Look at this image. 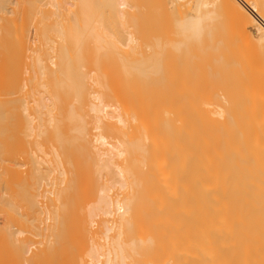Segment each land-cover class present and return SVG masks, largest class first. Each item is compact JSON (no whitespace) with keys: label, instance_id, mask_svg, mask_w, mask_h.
Masks as SVG:
<instances>
[{"label":"bare ground","instance_id":"6f19581e","mask_svg":"<svg viewBox=\"0 0 264 264\" xmlns=\"http://www.w3.org/2000/svg\"><path fill=\"white\" fill-rule=\"evenodd\" d=\"M0 129L50 264H264V0H0Z\"/></svg>","mask_w":264,"mask_h":264},{"label":"rangeland","instance_id":"374dc122","mask_svg":"<svg viewBox=\"0 0 264 264\" xmlns=\"http://www.w3.org/2000/svg\"><path fill=\"white\" fill-rule=\"evenodd\" d=\"M0 134H1L0 135V151L3 152L7 156V158L9 159L8 164H10L12 166H16V162H18L21 157L27 155V157H28L27 162H28V165L30 166L29 167V169H30L33 162H30V160H29V158H30L29 156L31 154L29 151L30 147H29L27 139L23 135L19 134V132L15 129H0ZM16 160H18V161H16ZM31 161H32V159H31ZM35 163L36 162L34 160L33 167H35V165H36ZM32 170L34 171V169H32ZM34 174H36V173H34ZM14 175H17V177ZM37 178H38V175H37ZM19 180H20V178L18 177V174H16V173L13 174L10 185L13 188H17ZM40 180H43V179H40ZM45 182L44 183L39 182L43 186H38L39 184H38V182H36V184H38V185H36L38 187V189L40 187H42L44 189L48 188L46 186L47 184H45ZM36 186H34V187H36ZM37 187L35 189L36 192L42 193L41 191L42 190L44 191V189H42V188H40V190L37 191ZM32 191H34L33 188H32ZM45 192L46 191H44L41 194L42 197L45 196V194H44ZM39 193L35 194V192H34V195L37 196V195H39ZM46 194H47V192H46ZM41 195L36 197V198L40 197L39 198L40 200L36 201L35 203H37V202L43 203L42 199H41L42 198ZM44 198H46V196L43 197V200H44ZM44 203L45 204L47 203V199L44 200ZM38 204L36 206L31 205L33 209L32 208L31 209L25 208L20 204L11 205V206L0 205V264H43V263L50 264V262L48 260V259H50L49 258V256H50L49 250L50 249L48 250V248H46V247H48V245L50 243L49 242L50 241V239H49L50 235H48L50 232V229L47 228L49 226V221H48L49 218H48V220L46 218L48 211L46 209H42L43 211L46 210L47 212L46 211L42 212L43 215H42V213H40L41 217L43 216V218L39 219V217H38V220H37L35 217H37L39 215L38 214L39 212H37L38 210L36 209L35 210L37 212V214H36V212L34 211V208L36 207L39 209L40 204L39 205ZM41 205H44V204H41ZM45 206L47 208V205H44L42 208H45ZM39 211H40V209H39ZM44 218H46V219H44ZM33 219L35 220V222L33 221ZM44 220H45L46 224H45ZM42 222H43V224H42ZM39 225L41 226V228ZM38 228L41 229V231H39V232L42 233L44 236H42V235L40 236V234H37ZM43 228H45L46 230ZM48 236H49V238H48ZM34 239H36V240H34ZM41 239H42V243H44L41 245V247L45 251V252L42 251L43 254H41L39 251V249H41V247H40L41 242L39 243L38 241H40ZM44 240H45V242H43ZM38 244H39V246H38ZM34 245H36V246H34ZM35 248L37 251L33 250ZM46 249H47V251H46ZM32 250H33V252H32ZM39 253L43 257L42 260H44L42 263H40V261H39V257H40ZM47 254H49V255H47ZM45 255L47 256L46 258H45Z\"/></svg>","mask_w":264,"mask_h":264}]
</instances>
